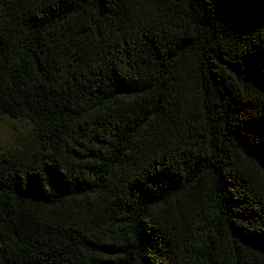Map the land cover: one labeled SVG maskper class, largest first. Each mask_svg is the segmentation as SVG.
Instances as JSON below:
<instances>
[{"label":"trees","instance_id":"1","mask_svg":"<svg viewBox=\"0 0 264 264\" xmlns=\"http://www.w3.org/2000/svg\"><path fill=\"white\" fill-rule=\"evenodd\" d=\"M0 118V264H264V0H0Z\"/></svg>","mask_w":264,"mask_h":264},{"label":"rangeland","instance_id":"2","mask_svg":"<svg viewBox=\"0 0 264 264\" xmlns=\"http://www.w3.org/2000/svg\"><path fill=\"white\" fill-rule=\"evenodd\" d=\"M12 122L13 121L0 118V151L11 146L13 147L18 143V131H20L23 126Z\"/></svg>","mask_w":264,"mask_h":264}]
</instances>
